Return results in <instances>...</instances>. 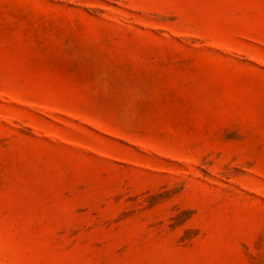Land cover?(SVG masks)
I'll return each mask as SVG.
<instances>
[{
	"label": "rangeland",
	"instance_id": "1",
	"mask_svg": "<svg viewBox=\"0 0 264 264\" xmlns=\"http://www.w3.org/2000/svg\"><path fill=\"white\" fill-rule=\"evenodd\" d=\"M0 264H264V0H0Z\"/></svg>",
	"mask_w": 264,
	"mask_h": 264
}]
</instances>
